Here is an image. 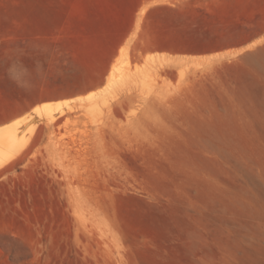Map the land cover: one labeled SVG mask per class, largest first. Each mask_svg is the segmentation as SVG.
Masks as SVG:
<instances>
[{
  "label": "rangeland",
  "instance_id": "374dc122",
  "mask_svg": "<svg viewBox=\"0 0 264 264\" xmlns=\"http://www.w3.org/2000/svg\"><path fill=\"white\" fill-rule=\"evenodd\" d=\"M0 140V264H264V0H0Z\"/></svg>",
  "mask_w": 264,
  "mask_h": 264
},
{
  "label": "bare ground",
  "instance_id": "6f19581e",
  "mask_svg": "<svg viewBox=\"0 0 264 264\" xmlns=\"http://www.w3.org/2000/svg\"><path fill=\"white\" fill-rule=\"evenodd\" d=\"M12 131H14V130H12ZM8 134L10 133V132H7ZM4 136V135H3ZM7 136V135H6ZM14 136V135H13ZM8 138V137H7ZM4 139V138H3ZM6 140V139H5ZM0 141H2V140H0ZM6 144V143H5ZM1 145V144H0ZM3 145V144H2Z\"/></svg>",
  "mask_w": 264,
  "mask_h": 264
}]
</instances>
